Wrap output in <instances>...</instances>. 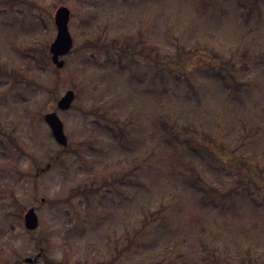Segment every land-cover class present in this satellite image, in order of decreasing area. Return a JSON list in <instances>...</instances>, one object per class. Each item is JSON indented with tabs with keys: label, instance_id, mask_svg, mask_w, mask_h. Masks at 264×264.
<instances>
[{
	"label": "rangeland",
	"instance_id": "rangeland-1",
	"mask_svg": "<svg viewBox=\"0 0 264 264\" xmlns=\"http://www.w3.org/2000/svg\"><path fill=\"white\" fill-rule=\"evenodd\" d=\"M0 264H264V0H0Z\"/></svg>",
	"mask_w": 264,
	"mask_h": 264
},
{
	"label": "water",
	"instance_id": "water-1",
	"mask_svg": "<svg viewBox=\"0 0 264 264\" xmlns=\"http://www.w3.org/2000/svg\"><path fill=\"white\" fill-rule=\"evenodd\" d=\"M69 10L65 6H59L54 14V22L56 26V35L53 42L49 46L51 52V60L57 66L63 65V60L59 59L60 56L65 55L72 46V38L68 31ZM74 92L68 89L56 102V108L59 110L68 109L73 101ZM45 122L48 124L50 133L53 139L60 145L67 144L66 136L63 132V125L58 118L55 111L47 112L43 116ZM47 164L46 167H48ZM23 223L27 230H33L37 227L38 219L33 208H28L23 214ZM36 259V258H35ZM33 259L25 258V262H30Z\"/></svg>",
	"mask_w": 264,
	"mask_h": 264
},
{
	"label": "trees",
	"instance_id": "trees-1",
	"mask_svg": "<svg viewBox=\"0 0 264 264\" xmlns=\"http://www.w3.org/2000/svg\"><path fill=\"white\" fill-rule=\"evenodd\" d=\"M229 86H232L233 87V90H237V88H238V86H237V84L236 83H234V81H233V85L232 84H229ZM163 125H165V124H163ZM165 127V126H164ZM166 128V127H165ZM193 134H196V131H193ZM195 188H198V189H200V190H202V188L200 187V186H198L197 184H194L193 185ZM204 190V189H203ZM82 193V192H81Z\"/></svg>",
	"mask_w": 264,
	"mask_h": 264
}]
</instances>
